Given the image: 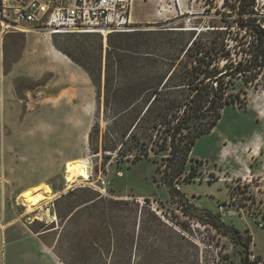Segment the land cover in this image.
Listing matches in <instances>:
<instances>
[{
  "label": "rangeland",
  "instance_id": "1",
  "mask_svg": "<svg viewBox=\"0 0 264 264\" xmlns=\"http://www.w3.org/2000/svg\"><path fill=\"white\" fill-rule=\"evenodd\" d=\"M224 3L136 0L132 20L143 30L225 25L220 18L230 8ZM255 10L253 16L262 18L264 25V0H257ZM238 16L226 15L231 20ZM233 25L240 37L246 34L236 21ZM55 44L96 69L105 62L109 41L99 33H0V177L7 185L3 203L16 204L26 183H43L45 187L34 191L55 194L58 221H37V228L49 232L48 242L70 264H213L216 247L228 253L226 264H241L242 244L225 227L207 222L205 211L196 208L216 214L219 204L229 199L230 183L206 178L221 175L231 162L243 158L253 172L263 171L264 143L262 154L254 155L253 139L264 142V72L254 85L237 81L236 89L247 91L245 102L227 105L215 128L197 140L185 172L174 181L180 194L163 183L178 166H166L168 151L152 152L136 163L94 153L89 133L98 120L105 128L97 88L88 72ZM72 163L87 169V181L67 189L66 173ZM192 169L197 175L189 180ZM259 176L249 184L256 193ZM141 194L150 197L137 196ZM92 197H97L96 203L68 221L71 208ZM24 210L18 208L25 222ZM231 212L235 215L225 214L222 222L236 227L244 238L250 228L264 254V226L248 213ZM198 223L194 230L192 225ZM100 226L105 228L103 234ZM251 249L258 251L254 245Z\"/></svg>",
  "mask_w": 264,
  "mask_h": 264
},
{
  "label": "trees",
  "instance_id": "2",
  "mask_svg": "<svg viewBox=\"0 0 264 264\" xmlns=\"http://www.w3.org/2000/svg\"><path fill=\"white\" fill-rule=\"evenodd\" d=\"M256 2L225 0L223 6L230 8L220 18L225 25L210 22L111 33L105 62L96 69L55 44L88 72L97 88L105 128L98 120L89 133L94 153L136 163L152 152L168 151L166 166H178L163 183L181 194L174 181L185 172L197 140L215 128L227 105L245 102L247 91L236 89L237 81L254 85L264 72V25L262 18L253 16ZM235 12L238 18L226 17ZM235 21L246 30L241 37L234 31ZM196 175L192 169L189 180ZM96 201L97 197L79 201L68 221ZM196 209L205 211L207 222L225 227L238 243L250 246L251 239L236 227L206 209ZM104 230L100 226L102 234Z\"/></svg>",
  "mask_w": 264,
  "mask_h": 264
},
{
  "label": "built area",
  "instance_id": "3",
  "mask_svg": "<svg viewBox=\"0 0 264 264\" xmlns=\"http://www.w3.org/2000/svg\"><path fill=\"white\" fill-rule=\"evenodd\" d=\"M136 0H0V33L14 32H46L50 34L67 33H99L106 41L107 36L116 32H129L137 28L132 20V9ZM255 176H228L226 174L211 176L207 180L217 179L230 183L229 199L220 203L215 214L220 220H224L225 214L235 215L232 209L248 213L256 218L259 225L264 226V176L257 179L261 182L258 193L249 186ZM104 189L106 181L101 182ZM68 188V184H67ZM71 188L68 189H72ZM180 190V185H176ZM54 196L42 200L34 210L28 211L27 206L21 214L26 223L37 221H58L56 200ZM252 204V205H251ZM229 207V208H228ZM43 211V212H42ZM200 223L193 224V229ZM203 225V224H201ZM210 224H205L208 226ZM211 226V225H210ZM246 238H250V246L242 245L243 260L241 264H264V254L251 249L254 236L250 228L245 230ZM228 253L222 251V247H216L213 264H226L229 261ZM204 264V262H203ZM231 264H240L231 262Z\"/></svg>",
  "mask_w": 264,
  "mask_h": 264
},
{
  "label": "crops",
  "instance_id": "4",
  "mask_svg": "<svg viewBox=\"0 0 264 264\" xmlns=\"http://www.w3.org/2000/svg\"><path fill=\"white\" fill-rule=\"evenodd\" d=\"M253 142L255 144L253 147L254 155H257V153L262 154L263 140L259 137H254ZM10 144L12 145L11 141L9 142V146ZM250 164L249 161L239 158L236 164L231 162L229 167L223 169V172L220 173L229 174L230 172L233 175L240 176H257L264 174V163L260 162L263 171L259 173L253 172V168ZM225 171H227V173ZM43 186L45 187L43 183H38L35 180L26 183L25 189L16 195L18 197L16 204L12 203L6 206V204L3 203V194L6 192L7 185L5 178L0 177V196H2V204L0 205V264H66L55 251L52 244L48 242L47 236L49 232L46 230L40 231V229L37 228V222L32 224L24 222L21 220L18 213V208H23V204L26 205L20 198L24 194L33 192L35 189ZM137 196L140 198L150 197L143 194ZM251 245L255 246L258 253L263 254L262 247L258 246L254 239ZM3 258L5 262H3Z\"/></svg>",
  "mask_w": 264,
  "mask_h": 264
},
{
  "label": "bare ground",
  "instance_id": "5",
  "mask_svg": "<svg viewBox=\"0 0 264 264\" xmlns=\"http://www.w3.org/2000/svg\"><path fill=\"white\" fill-rule=\"evenodd\" d=\"M66 180L68 182L69 188L72 187L74 183H79L82 181H87V169L84 166L76 165L72 163L67 168ZM104 192V190H102ZM55 194H45L39 191L29 192L24 194L20 200L25 202L28 211L34 210L36 206L42 201L49 198H53ZM21 201V202H22ZM34 206V207H33ZM32 207V208H30ZM43 212V211H42Z\"/></svg>",
  "mask_w": 264,
  "mask_h": 264
}]
</instances>
